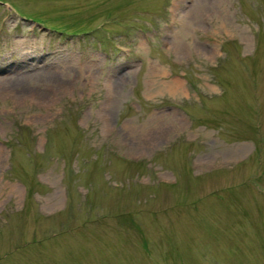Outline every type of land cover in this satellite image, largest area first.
I'll use <instances>...</instances> for the list:
<instances>
[{"label": "rangeland", "instance_id": "374dc122", "mask_svg": "<svg viewBox=\"0 0 264 264\" xmlns=\"http://www.w3.org/2000/svg\"><path fill=\"white\" fill-rule=\"evenodd\" d=\"M0 264H264V0H0Z\"/></svg>", "mask_w": 264, "mask_h": 264}, {"label": "bare ground", "instance_id": "6f19581e", "mask_svg": "<svg viewBox=\"0 0 264 264\" xmlns=\"http://www.w3.org/2000/svg\"><path fill=\"white\" fill-rule=\"evenodd\" d=\"M176 86H177V87H176L177 89H178L179 87H181V86L179 85V82H178V81L176 82Z\"/></svg>", "mask_w": 264, "mask_h": 264}]
</instances>
